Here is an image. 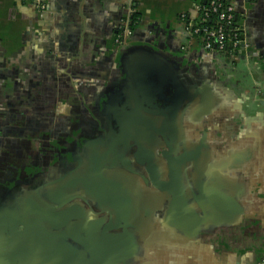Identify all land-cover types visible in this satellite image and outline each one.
<instances>
[{
  "label": "crops",
  "instance_id": "1",
  "mask_svg": "<svg viewBox=\"0 0 264 264\" xmlns=\"http://www.w3.org/2000/svg\"><path fill=\"white\" fill-rule=\"evenodd\" d=\"M41 1L42 11L28 0H0V248L8 249L4 242L15 239L13 264H24L22 247L33 251V238L53 230L45 220L71 209L76 215L66 232L91 245L99 244L102 225L111 221L116 226L119 213L129 212L123 217L128 237L114 230L108 236L122 238L115 242L117 249L109 254L97 250L107 261L123 253L130 256V264H260L264 0H227L238 13L243 35L236 62H225L228 78L198 44L189 42L181 21L182 15L193 12L186 0ZM131 7L142 14L141 21L124 38ZM118 37L126 43L117 45ZM181 46H188L186 57ZM165 66L173 74L162 73ZM168 78L177 94L181 86L191 100L198 101L206 88V103L189 108L185 102L171 119L174 106L161 95L154 96ZM161 113L168 117L169 134L177 136L183 129L181 134L188 139L183 148L178 144V151L196 154L197 166L181 175L184 182L203 193L211 190L213 199L214 193L224 199L219 206L211 203L210 220L199 216L206 223L202 231L201 219L193 227L196 232L188 231L189 224L180 219L182 227L172 219L153 217L148 206L130 214L115 192L106 184L103 190L100 187L96 173L105 176V157L98 150L102 142L97 130L105 128L109 142L115 135L113 122H120L129 135L134 129H150L148 123L160 129ZM179 117L184 124L178 123ZM169 121L175 131L169 130ZM75 123L78 130L71 146H52L55 137L56 144L64 141L66 130ZM59 128L63 132L56 136ZM151 134L146 131L147 138ZM11 136L19 140L21 151L15 144L10 155ZM19 151L22 159L14 164ZM29 156L32 167H23ZM75 243L69 237L53 240L51 250L80 249L78 264H101L86 259ZM27 257L33 258L29 253Z\"/></svg>",
  "mask_w": 264,
  "mask_h": 264
},
{
  "label": "flooded vegetation",
  "instance_id": "2",
  "mask_svg": "<svg viewBox=\"0 0 264 264\" xmlns=\"http://www.w3.org/2000/svg\"><path fill=\"white\" fill-rule=\"evenodd\" d=\"M136 2V0H133ZM134 7H135V3ZM132 4V5H133ZM130 9V8H129ZM132 12V7H131ZM131 22L130 19L127 22L124 31L129 30L131 33ZM121 45V44H117ZM199 47L200 44L198 43ZM183 47H181L182 49ZM202 50V49H201ZM214 53L211 55V63L215 65L216 67H219V72L223 77H230L231 75L225 70V62H236V56L237 53ZM188 53V52H187ZM230 79V78H229ZM229 79L227 81H229ZM173 97L174 95L171 94ZM170 97V96H168ZM166 98L167 100L169 98ZM174 99V98H173ZM173 99L168 100L171 106L173 107ZM25 108V107H24ZM21 112V111H20ZM166 121H162L161 128H154L151 123H146L150 129H134L133 134L129 135L126 132L125 127L122 128L120 125V122H113L114 126V133L115 135L110 138V141H108V136L105 134L107 133V130L103 127L100 128L99 132L97 130L96 136L98 135L99 141L102 143L98 146V150L101 151L100 155H103L105 157L103 161L104 165V172L105 176L103 174H98L97 178L100 181V187L102 190L104 189V184L107 185V189H110V191H113L116 193V196L118 199H121L124 201V204L129 208L130 214L137 211L138 208L141 206H148L152 208L153 211H151V215L153 217H164L167 219H171V210H170V196L165 191H161L159 189H156L152 183L150 176L148 175L147 169H146V163L142 159H147L149 156H151V161L153 162V165L156 168V173L158 176L159 181L166 182L169 180V165L167 164L165 158L163 155L167 152L166 147V141H168V137L164 139L156 138L155 134H159V132H163L165 135V124ZM169 123L173 124V122ZM179 124H184L183 117L178 118ZM145 124V125H146ZM83 125V122H81V127ZM78 125L75 123L74 125L71 124L70 127L66 130L64 134V141H57L58 144H56V137L53 139L54 144L52 146L59 147V149L63 148H69L71 146L70 140L73 137V134L75 131H77ZM79 128V130L81 129ZM147 128V126H145ZM180 127V126H179ZM58 128V127H57ZM162 129V130H161ZM57 130V129H56ZM53 131V132H56ZM152 132L151 138H147L146 131ZM170 130V129H169ZM172 130V129H171ZM170 130V131H171ZM175 131V130H174ZM58 132L62 133L63 130L60 128L56 132V136H58ZM169 133V132H168ZM179 133H183V129H179ZM178 134L176 138L173 139V156H180L182 155L183 151H178V148L182 146L183 143L186 145L188 142H186V139L183 134ZM172 135V134H171ZM15 136H11L7 139V150L9 154L11 155L14 151V147L16 144V148L20 150L19 147V140L14 138ZM167 139V140H166ZM188 140V139H187ZM107 142V143H106ZM181 144L180 146L178 144ZM137 144H139L144 151H142L144 154L141 156L140 152L138 151ZM29 150H32L30 147ZM21 151V150H20ZM20 151L14 155L13 163H20L21 161V155L19 154ZM126 156H129L130 158H127ZM144 157V158H143ZM194 157H190L191 159L186 161L183 164L176 165L174 170L175 175L178 177V180L180 182V188L183 195V202L186 203V206L189 208L190 217L192 219H188L187 222L190 224L188 231L197 230L195 229L197 226V222L199 221V216H204L210 220L211 218V203L208 199H206V196H211V190L206 191L205 193L195 190L191 185H189L188 181L184 182V179L182 178V174L191 173L192 169L196 168L197 162H195ZM25 162L22 164L23 167L29 166L32 167L33 159L29 156L24 158ZM10 163V162H8ZM99 165V164H98ZM13 166V164H12ZM195 170V169H194ZM103 171H101L102 173ZM195 192V193H194ZM103 193V191H101ZM103 201L104 198L100 196ZM123 204V206H125ZM183 209H179L177 212L176 221L185 219ZM129 214V212H128ZM188 214V212H186ZM205 220V219H204ZM208 220V221H209ZM211 226V225H210ZM195 227V228H193ZM201 227V228H200ZM206 227V223L202 221V224L199 225V229L201 231ZM158 232H161L158 230ZM260 264H264V259L260 262Z\"/></svg>",
  "mask_w": 264,
  "mask_h": 264
},
{
  "label": "water",
  "instance_id": "3",
  "mask_svg": "<svg viewBox=\"0 0 264 264\" xmlns=\"http://www.w3.org/2000/svg\"><path fill=\"white\" fill-rule=\"evenodd\" d=\"M206 2V0H202V4L204 5ZM193 14V12H191V14H189V16H191ZM235 14L236 17L238 15L237 11L235 10ZM186 33V32H185ZM128 39V38H127ZM126 43V41H124L122 43V45H124ZM182 47V46H181ZM184 47V46H183ZM185 50H182L180 48V53L182 54L183 57L187 56V52H188V46H185ZM210 58H211V54H207ZM166 70H163L162 73H164L165 75L170 73L173 74L171 71L170 66H165ZM163 75V74H162ZM168 83L162 86L164 87L160 91L157 92L154 96L157 95H161L162 98H167L168 100L173 99V109H172V113L170 114V118L173 119L175 116V113L178 111V109L180 108L181 105H188L189 108H191V106H195L196 103H201V104H205L206 103V99L204 98V96L206 95V88H204L205 90H203L201 93H199V97H198V101L193 98V100H191V98L189 96H187V92H184V88L181 86L179 87L180 91L179 94H177L176 91H174V89L171 87L170 84V80L169 78L167 79ZM163 81V79H162ZM164 82V81H163ZM153 89H156L155 87H153ZM159 90V89H158ZM195 90V89H194ZM156 92V91H155ZM154 92V93H155ZM171 94H173L174 96L172 97ZM178 95V96H177ZM169 114V113H168ZM161 116L163 117L164 121H166L168 119L167 115L161 113ZM169 129H172L171 131L175 130L174 126H170ZM162 130V129H161ZM165 133H168V131H164ZM159 135L161 136L162 139L166 138L165 135L163 134V132H160ZM167 137L169 138L168 141H166V147H167V152L163 155V157L165 158L167 164L169 165V180L166 182H161L158 179L157 173H156V168L153 165V162L151 161V156H149L147 159H142L141 162H145L146 163V169L148 172V175L150 176L151 179V183L152 185L156 188L159 189L161 191H165L166 193H168V195L170 196V210H171V219L174 221V224L177 225L178 227H182L180 226V224L176 221V217H177V212L179 211V209H183L184 211L188 212V214H186V212H184V218L183 220H180L181 223L187 225L189 224L187 222V220L190 218V212H189V208L188 206H186V203L183 202V195H182V191L180 188V182L178 180V177L175 175L174 173V168L176 165H180L185 163L186 161L190 160V157H194L196 154L193 152H185L180 156H173V139L176 138L175 134H167ZM167 140V139H166ZM137 148L138 151L140 152V155L142 156L144 153L142 151H144L142 149V147L137 144ZM144 158V157H143ZM98 175V174H97ZM214 196L216 197L215 199H213V196L208 197L206 196V199L209 200L210 203H212L214 206H219V203H223V198L217 194L214 193ZM77 213L79 214V210H77ZM122 212L119 213V220L117 225L114 226L111 221H109V224H104L101 227V239L99 241V244L97 245V242L94 243V245L89 244L90 242H88L87 244H81L80 240H74L75 238L72 237L71 234H69L68 232H66V225L70 222V218L75 214L74 210H68L65 211L61 214H56L55 216H53V219H47V221L45 220V222L50 223V225L53 227V230L51 232H43V237L40 238H33V241H31L30 243L33 244V251L27 250L26 246H24V248L22 247L21 249V256L23 255L24 258V264H78L76 262L77 258H79V254H80V249L75 250L77 253H73V251L69 252V247L66 246L65 248L61 247L60 249L57 248L55 250V252H53L51 250V242H53V240H62L65 237H69L71 240L75 241L78 246L77 247H81L83 248V251L85 252V258L88 260H92L95 259L96 261L98 260L101 264H130L129 259L131 260V258H129L126 254L123 253H118L115 255H112L111 258L104 259L97 250H108V251H104L107 254L112 253L113 249H117L115 242L116 240H121L122 238H111L110 236H108L110 234V232L114 231V230H121V236L124 237H128V224L127 221L124 218L128 217V211L124 210L123 214H121ZM74 214V215H73ZM124 217V218H123ZM190 225V224H189ZM196 232V231H195ZM40 233L42 234V232L40 231ZM68 239V238H66ZM44 242V243H43ZM49 242V246L48 245ZM7 243V244H6ZM14 243H15V239L11 240H7L4 242L3 245H5L8 249H6L5 247L2 246V248H0V264H13V260L15 257V250H14ZM29 241L25 240L24 244H28ZM41 243V245H39ZM23 246V245H22ZM2 251H4V253H2ZM32 254L33 258L29 261L28 257H27V253ZM68 253V255H66L65 253ZM92 253H95L96 256H93ZM126 255V256H125Z\"/></svg>",
  "mask_w": 264,
  "mask_h": 264
},
{
  "label": "built area",
  "instance_id": "4",
  "mask_svg": "<svg viewBox=\"0 0 264 264\" xmlns=\"http://www.w3.org/2000/svg\"><path fill=\"white\" fill-rule=\"evenodd\" d=\"M40 11L43 10L41 0H28ZM227 2V4H226ZM193 14L182 15L184 30L192 41L200 44V48L207 54L236 53L243 42L242 27L237 21L235 8L227 0H206L205 4L192 5ZM213 22V23H212ZM212 23V26H208ZM124 38L131 32H123ZM118 37L117 43L122 44L125 39ZM198 39V40H197ZM186 48L183 47L182 50Z\"/></svg>",
  "mask_w": 264,
  "mask_h": 264
},
{
  "label": "trees",
  "instance_id": "5",
  "mask_svg": "<svg viewBox=\"0 0 264 264\" xmlns=\"http://www.w3.org/2000/svg\"><path fill=\"white\" fill-rule=\"evenodd\" d=\"M138 0H136V3H138L137 2ZM189 4H190V8L189 9H192V5L193 4H196V3H201L202 4V0H186ZM226 4H227V2H226ZM185 14H187V13H185ZM141 16H142V14L139 12V11H137V9L136 8H132V12H131V16H130V22H131V31H134L135 29H136V27H137V25L140 23V21H141ZM183 23V22H182ZM213 23V22H212ZM212 23H208V26H212ZM183 25H184V23H183ZM198 40V39H197ZM192 44H197L195 41L194 42H192Z\"/></svg>",
  "mask_w": 264,
  "mask_h": 264
}]
</instances>
